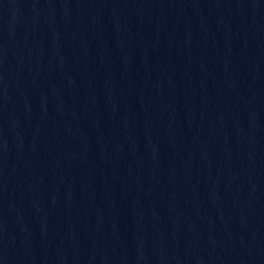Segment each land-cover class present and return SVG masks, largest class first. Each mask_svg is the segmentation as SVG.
Returning a JSON list of instances; mask_svg holds the SVG:
<instances>
[{
	"label": "water",
	"instance_id": "obj_1",
	"mask_svg": "<svg viewBox=\"0 0 264 264\" xmlns=\"http://www.w3.org/2000/svg\"><path fill=\"white\" fill-rule=\"evenodd\" d=\"M0 264H264V0H0Z\"/></svg>",
	"mask_w": 264,
	"mask_h": 264
}]
</instances>
